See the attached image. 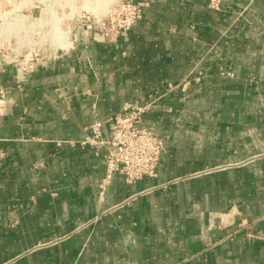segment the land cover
Wrapping results in <instances>:
<instances>
[{"label":"crops","instance_id":"0c3cea01","mask_svg":"<svg viewBox=\"0 0 264 264\" xmlns=\"http://www.w3.org/2000/svg\"><path fill=\"white\" fill-rule=\"evenodd\" d=\"M146 1L116 42L0 71V264H264V0ZM149 95L157 175L101 188L82 141Z\"/></svg>","mask_w":264,"mask_h":264},{"label":"built area","instance_id":"2783aa9c","mask_svg":"<svg viewBox=\"0 0 264 264\" xmlns=\"http://www.w3.org/2000/svg\"><path fill=\"white\" fill-rule=\"evenodd\" d=\"M224 1L208 0L207 6L217 11ZM253 1L247 0V5ZM147 6L146 0H116L101 15L94 18L87 29L92 32L95 40L116 42L142 18ZM51 56L50 53L32 50L25 54L16 53L7 62L15 66L14 70L17 73L27 75ZM175 87L178 85L168 86L169 89ZM156 99L157 96L149 95L145 103L128 102L120 111L109 116L106 123L110 134L106 138L102 135L101 122L91 125V133L84 138L82 144L105 148L102 155L105 175L101 188H104L115 174H120L127 183H133L145 176L157 175L163 141L159 135L142 125L145 112ZM4 104L5 92L0 89V119L4 115Z\"/></svg>","mask_w":264,"mask_h":264},{"label":"rangeland","instance_id":"374dc122","mask_svg":"<svg viewBox=\"0 0 264 264\" xmlns=\"http://www.w3.org/2000/svg\"><path fill=\"white\" fill-rule=\"evenodd\" d=\"M116 0H13L0 12L15 5L20 10L0 17V71L15 68L7 61L16 53L30 51L53 55L69 47L79 35L89 30L90 22ZM67 31L64 44L54 37V25ZM67 29V30H66Z\"/></svg>","mask_w":264,"mask_h":264},{"label":"bare ground","instance_id":"6f19581e","mask_svg":"<svg viewBox=\"0 0 264 264\" xmlns=\"http://www.w3.org/2000/svg\"><path fill=\"white\" fill-rule=\"evenodd\" d=\"M102 1V0H101ZM24 6L21 5H15L14 7L7 9V10H3L0 12V17H4L7 14L13 13L15 11L20 10V8H22ZM54 37H56L59 40V44H64L66 42V38H67V31H64L61 27L60 24H56L54 25ZM67 30V29H66Z\"/></svg>","mask_w":264,"mask_h":264}]
</instances>
